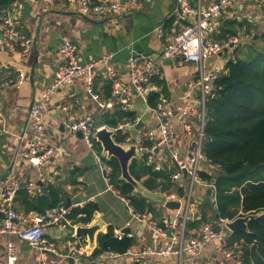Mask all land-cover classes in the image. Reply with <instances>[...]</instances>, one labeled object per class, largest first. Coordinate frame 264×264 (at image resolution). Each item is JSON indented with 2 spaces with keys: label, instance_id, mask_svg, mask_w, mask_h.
<instances>
[{
  "label": "crops",
  "instance_id": "1",
  "mask_svg": "<svg viewBox=\"0 0 264 264\" xmlns=\"http://www.w3.org/2000/svg\"><path fill=\"white\" fill-rule=\"evenodd\" d=\"M216 1L203 0V3L208 6ZM173 10V0H143L139 9L109 13H83L79 2L72 3L68 0H26L21 14L14 16L17 28L28 32L32 46L28 55H25L21 49L7 47L0 49V191L7 180L25 179L36 183L39 187V195L45 193L49 185H53L64 190L63 201L66 204L70 199L72 221L81 223L76 220L85 215L79 214L78 211L86 208L87 205H94L97 210L93 220L82 225L91 226L97 222H102L103 225L96 233L94 246L90 245L86 236L75 238L73 229H49L47 237L58 249V255L36 251L17 235L0 236V264H6L9 240L16 245L17 264L73 263L66 256L70 255L74 248L84 253L85 262L95 264L97 258L94 255L99 248V236L107 233L110 227L131 229L134 239L137 240L134 251H142L153 245V235L147 224L135 219L125 199L108 189L104 173L97 165L83 137H80L79 133L69 135L65 129L62 112L64 103L74 107L77 117L89 114L103 119L104 113H100L98 105L88 94L86 78H79L72 85L61 88L45 104L47 124L45 143L54 152L43 180L33 163L21 157V151L31 137L30 108L42 97L53 82L59 67L64 63L60 49L66 41L74 43L77 47V60L80 63L96 61L104 55L112 54V63L120 72L119 82L127 85L131 80L128 72V61L131 56L155 58L163 53V41L159 37V29L162 26L167 28L166 25L168 26L169 21L173 19L170 18ZM173 26L166 30L170 31ZM218 28L219 36L231 33L239 35L242 46L257 41L259 35L264 33V0H240L224 17ZM1 38L0 34V40ZM228 62L229 53L226 51L220 56L209 59L206 67L207 69L217 67L220 75H223ZM97 69L99 72L104 71L102 65ZM158 69L163 80L166 81L167 98L174 110L180 104L190 102L186 97V85L197 76L198 67L177 57L162 60L158 63ZM20 71L25 73L26 79L18 86L16 81ZM106 84L99 76L96 81L98 91L104 98H109L105 95ZM132 97V113H135L139 123L129 135L135 139L153 131L155 139H160V126L156 113L142 101L136 91L132 92ZM114 111L116 110L109 112ZM173 120L176 130L173 147L184 157H188L193 142L181 129L176 111ZM198 124L199 121L194 120L195 127H198ZM158 157L164 164H171L166 149H160ZM203 166L206 171L211 170L209 165ZM183 180L185 184L188 183L185 175ZM40 182L44 183L45 192L42 191L43 187L38 185ZM153 193L164 196V192L160 189ZM210 195L209 189L198 186L193 200L196 204H202L211 200ZM152 201L163 210V215L173 214L174 211L167 209L163 203L153 199ZM15 209L20 215L36 214L28 213L18 200ZM3 217L4 213L0 211V220ZM165 242V239H161L159 244L163 246ZM215 244L216 242L212 243L198 258V264H206L211 248ZM150 260L152 264H178L174 257H154ZM113 264H137V262L133 257H127L124 260L118 259Z\"/></svg>",
  "mask_w": 264,
  "mask_h": 264
},
{
  "label": "built area",
  "instance_id": "2",
  "mask_svg": "<svg viewBox=\"0 0 264 264\" xmlns=\"http://www.w3.org/2000/svg\"><path fill=\"white\" fill-rule=\"evenodd\" d=\"M25 1L13 0L11 8L0 14V34L2 36L0 49L21 48L25 55L29 54L32 39L20 33L14 21V16H19L24 10ZM68 1L79 2L83 13L131 12L139 9L143 2V0ZM173 1L174 10L170 18L174 19V26L170 31H167L163 26L159 29V37L163 41V53L155 58L131 56L128 61V72L131 77L129 84H120V72L112 63V54L104 55L96 61L80 63L77 60V47L74 43L66 41L60 49L64 63L59 67L53 82L42 97L35 101L30 108L31 137L21 151V157L33 163L43 180L45 170L49 166L54 152L45 143L47 129L45 104L61 88L72 85L77 79L84 77L88 82V94L98 105L101 114L112 110L128 113L133 110V91H136L146 104H148V98L152 92L161 93V88L153 84V78L160 76L158 63L162 60L179 57L198 67L197 76L186 85V97L190 102L180 104L174 110L167 96L161 95L157 107L152 108L160 126L161 138L158 140L155 139L153 131L135 139L131 138L129 132L138 125L137 118L134 121L118 124L117 127H110L93 115L77 117L71 104L64 103L62 105L63 123L67 133L69 135L82 133L87 147L104 173L110 191L119 194L111 183L110 177L113 168L108 164L102 152L97 150V139L95 138V133L106 127L114 130L116 136L125 137V141L119 143L120 145H137L141 158L147 165L153 166L155 171L170 173L173 192L170 190L163 194L168 201L181 203L180 208L173 214L164 215L161 224H159L151 214L135 213L129 201L124 198L134 218L147 224L153 235V245L142 251L130 249L125 255L105 251L99 255L95 264H113L114 261L124 260L127 257H133L134 261L140 264H152L150 258L154 257H174L178 264H198V258L214 242L216 244L211 248L206 264H242V245L238 242L231 243L233 233L227 227V223L232 220L217 215L211 221L202 222V217L199 214L201 203L196 204L193 200L196 187H204L211 191V201L214 207H217L216 184L204 180L202 172L205 170L203 165H209L211 170L205 171L210 173L213 178L216 177V170L209 164L204 154V145L207 140L205 132L207 104L213 95L215 83L221 75L217 67L207 69L206 62L226 51L229 53V61L236 59L237 51L242 44L241 37L234 35L221 40L217 37L220 33L219 25L240 0H217L208 6L204 5L203 0ZM99 65L104 67L103 72L98 71ZM99 76L105 82L113 84L112 94L109 98H104L98 91L96 81ZM25 79V73L20 71L16 84L18 86L23 84ZM175 111L181 129L193 142L188 157H184L173 147L176 136L173 120ZM194 120L199 121L198 127H195ZM162 148L168 151L170 165L164 164L158 157V151ZM185 173L188 179L187 184L183 180ZM163 188L164 185H161L160 190L162 191ZM23 190H26L32 197L39 195V187L36 183L25 179L7 180L3 183L0 191V211L4 213V217L0 220V236L17 235L20 240L28 243L36 251L58 255V249L47 237L48 230L51 228L73 229L75 233L77 227L82 223L78 224L72 221L70 217L72 206L68 207L64 201L47 209L42 214L32 216L18 214L15 205L18 194ZM179 190L184 192L183 196L178 194ZM18 222L21 224H17ZM194 222H200V226L191 228L190 226ZM113 230L115 238L119 241L125 237L135 238L132 231L125 233L123 228H113ZM161 239L166 240L163 246L159 244ZM83 255L84 253L80 249L74 248L70 255L66 256L73 261L68 264H91L85 262ZM17 262L16 245L12 240H9L6 249V264H17Z\"/></svg>",
  "mask_w": 264,
  "mask_h": 264
},
{
  "label": "trees",
  "instance_id": "3",
  "mask_svg": "<svg viewBox=\"0 0 264 264\" xmlns=\"http://www.w3.org/2000/svg\"><path fill=\"white\" fill-rule=\"evenodd\" d=\"M12 3L13 0H0V14L9 10ZM173 22V19L170 20L166 29H169ZM18 30L29 37L24 29ZM234 35L236 34L218 35L217 38L221 40ZM106 83L105 95L110 97L113 84ZM153 84L161 88V93L152 92L148 98V105L156 108L161 95L167 96L168 91L161 74L153 78ZM135 119V113L116 110L104 113L101 121L110 127H117L118 124ZM205 132L207 140L204 154L209 164L216 170V177L213 178L205 170L202 177L207 182H215L217 207H214L211 200L204 201L199 207L202 222L211 221L217 215L234 220L239 216L264 213V33L259 35L257 41L246 46L241 44L236 59L228 62L225 73L216 81L213 95L207 104ZM115 139L118 143L125 141V137L120 135ZM96 147L102 152L98 142ZM108 164L113 168L110 177L113 187L121 197L129 201L134 212L151 214L153 219L161 224L163 210L151 199L135 194L133 185L121 179V167L116 159L108 161ZM130 172L151 192L159 190L161 185H164L162 192L173 189L170 173L155 171L145 160L141 162L134 160ZM177 192L180 196L184 195L182 190ZM63 195L62 188L49 185L45 193L36 197L23 190L18 194L17 200L28 213L42 214L63 201ZM96 210L94 205H87L78 211L85 216L76 221L90 223ZM199 224L200 222H194L190 227L195 228ZM235 242L242 245V264H264V215L249 223V232L233 233L231 243ZM98 244L95 258L105 251L125 255L130 249H135L137 240L125 237L119 241L115 238L113 227H110L107 233L99 236Z\"/></svg>",
  "mask_w": 264,
  "mask_h": 264
},
{
  "label": "water",
  "instance_id": "4",
  "mask_svg": "<svg viewBox=\"0 0 264 264\" xmlns=\"http://www.w3.org/2000/svg\"><path fill=\"white\" fill-rule=\"evenodd\" d=\"M80 137H83L82 133H79ZM116 133L114 130H110L108 127L103 128L95 133V138L97 142L101 145L102 154L106 158L107 162L116 159L121 167V179L125 182L133 185L134 193L141 194L142 196L159 201L165 205V207L171 211L178 210L181 206L180 202L168 201L165 196H159L143 186V184L137 181L130 172V166L134 160L138 162L142 161L139 153L138 146L135 144H130L127 146L120 145L116 139ZM187 176V174H184ZM39 186L43 187L42 191L45 192L44 183L40 182ZM211 192V191H210ZM67 206H71L70 199L67 200ZM264 215L263 212L256 214H249L246 216H239L231 222L227 223L228 229L232 233H237L240 231L249 232V223L252 220H256ZM103 223L97 222L91 226L79 225L75 230V238L88 237L90 245L94 246L96 233L101 230ZM125 233H130L131 229H124ZM140 264V263H137Z\"/></svg>",
  "mask_w": 264,
  "mask_h": 264
},
{
  "label": "rangeland",
  "instance_id": "5",
  "mask_svg": "<svg viewBox=\"0 0 264 264\" xmlns=\"http://www.w3.org/2000/svg\"><path fill=\"white\" fill-rule=\"evenodd\" d=\"M247 44H249V43H247ZM247 44H246V45H247ZM246 45H244V46H246Z\"/></svg>",
  "mask_w": 264,
  "mask_h": 264
}]
</instances>
